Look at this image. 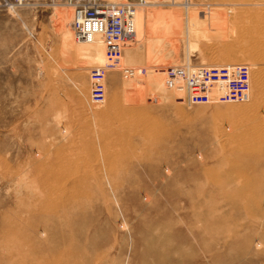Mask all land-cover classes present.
<instances>
[{"label":"rangeland","instance_id":"1","mask_svg":"<svg viewBox=\"0 0 264 264\" xmlns=\"http://www.w3.org/2000/svg\"><path fill=\"white\" fill-rule=\"evenodd\" d=\"M71 20L0 0V264L39 243L56 249L39 264H264V0L145 7L102 105L89 71L105 45L76 43ZM187 63L248 64L259 114L179 100L165 71Z\"/></svg>","mask_w":264,"mask_h":264},{"label":"built area","instance_id":"2","mask_svg":"<svg viewBox=\"0 0 264 264\" xmlns=\"http://www.w3.org/2000/svg\"><path fill=\"white\" fill-rule=\"evenodd\" d=\"M9 8L30 5L65 4L72 8L71 28L76 40L91 41L99 35L105 45L106 62L89 73L90 104L102 105L107 99V75L119 67L123 50L135 40L136 13L163 0H1ZM147 73L146 67L123 68V76ZM168 89L180 91L178 98L188 106L195 104L243 103L251 92V68L246 63L221 66H170L165 71Z\"/></svg>","mask_w":264,"mask_h":264},{"label":"bare ground","instance_id":"3","mask_svg":"<svg viewBox=\"0 0 264 264\" xmlns=\"http://www.w3.org/2000/svg\"><path fill=\"white\" fill-rule=\"evenodd\" d=\"M231 8V7H230ZM143 9H139L138 11H137V13H136V18H135V21H136V36H135V38H137V36H138V28H137V18H138V15H139V13L142 11ZM58 11V10H57ZM57 11H56V13H57ZM65 12V11H64ZM57 13L58 14V16H59V22H60V26H61V29L63 30V31H65L66 29H67V27L66 28H64V25H65V23L67 22V18H66V15H64L65 13ZM66 14H67V12H66ZM239 19V18H238ZM263 22V21H262ZM225 23V22H224ZM264 27V26H263ZM70 28V27H69ZM72 28H70L69 29V31H70V35H71V37H73L72 39L76 42V43H79L80 45H91V44H104V42H103V40H102V38L99 36V35H97V36H95V38L94 39H92L91 41H89V42H87V41H81V40H76L75 39V37H74V34H73V31L71 30ZM264 30V29H263ZM68 32L66 31V34H67ZM226 35V34H225ZM68 36V35H67ZM244 40V39H243ZM262 41V40H261ZM260 41V42H261ZM256 42V41H255ZM258 42V41H257ZM245 45V44H244ZM254 45V44H253ZM242 46V45H241ZM246 46V45H245ZM252 46V45H251ZM210 47V46H209ZM253 47V46H252ZM255 47V46H254ZM247 48H248V46H247ZM242 49V48H241ZM248 50V49H247ZM254 51V50H253ZM226 52H228V51H226ZM255 54V53H254ZM255 86H256V83H255ZM251 87H253V86H251ZM254 89V88H253ZM252 91V90H251ZM255 91V90H254ZM119 93V92H118ZM250 94H252L251 92H250ZM253 96L254 97H252L251 99H249V101H248V106L249 105H251V106H249V107H252V109H253V111L251 110V113L252 112H255L256 113V111L259 109L258 107V105H257V95L255 94H253ZM233 103V102H232ZM243 103H246V102H243ZM260 103V102H259ZM234 104V103H233ZM236 104V103H235ZM230 105H231V103H230ZM245 105V104H244ZM236 106V105H235ZM234 106V107H235ZM246 106V105H245ZM234 107H233V109H234ZM237 107V106H236ZM239 107H241L240 109H242L243 110V106H239L238 105V107L237 108H239ZM175 108V107H174ZM251 109V108H250ZM245 110H247V108H245ZM234 111H236L237 112V114H238V110H234ZM248 111V110H247ZM110 112V111H109ZM99 113H101V112H99ZM98 113V114H99ZM232 113H233V111H232ZM245 113V112H244ZM254 113V114H255ZM258 113V112H257ZM256 113V114H257ZM93 114V113H92ZM108 114V113H107ZM106 114V112L104 113L103 111H102V113H101V116H103L104 118L105 117H107L108 115ZM237 114H235V115H237ZM248 114V113H247ZM259 114V113H258ZM100 115V114H99ZM231 115V114H230ZM234 115V116H235ZM243 115V114H242ZM251 115V114H250ZM100 116V117H101ZM111 116V115H110ZM165 116V115H164ZM240 116V115H239ZM246 116V115H245ZM248 116H249V114H248ZM258 116V115H257ZM76 117V116H75ZM114 117V116H113ZM112 117V118H113ZM240 117H242V116H240ZM239 117V118H240ZM103 118V119H104ZM243 118V117H242ZM115 119V118H114ZM256 119V121H258V117H256L255 118ZM101 120V119H100ZM239 120V119H238ZM255 121V120H254ZM237 122V121H236ZM259 122V121H258ZM258 122H255L256 124L258 123ZM124 123V122H123ZM148 123V122H147ZM80 124V123H79ZM244 124V123H243ZM247 124V123H246ZM250 124H252V123H250ZM109 125V124H108ZM105 126V125H104ZM138 127V126H137ZM145 127V126H144ZM241 127V126H240ZM254 127V126H253ZM259 127H261V126H259ZM135 128V127H134ZM146 128V127H145ZM144 128V129H145ZM152 129V128H151ZM117 130V129H116ZM119 130V129H118ZM136 130V129H135ZM145 131V130H144ZM78 133V132H77ZM248 133V132H247ZM116 134V133H115ZM122 135V134H121ZM77 136V135H76ZM223 136V135H222ZM109 137H112V136H109ZM114 139V138H113ZM84 141V140H83ZM85 142V141H84ZM86 145H87V143H86ZM91 145V144H90ZM114 145V144H113ZM91 146H93V144L91 145ZM90 146V147H91ZM110 149V148H109ZM93 150V149H92ZM103 150V149H102ZM107 152V151H106ZM104 160V159H103ZM90 164V163H89ZM74 165V164H73ZM71 166V165H70ZM51 170V169H50ZM44 172H46V171H44ZM45 175V174H44ZM42 176V175H41ZM48 176V175H47ZM82 176V175H81ZM49 177H50V175H49ZM68 177V176H67ZM84 177V176H83ZM80 178V177H79ZM69 179V178H68ZM67 179V180H68ZM49 180V179H48ZM79 180V179H78ZM82 181V180H81ZM50 184V183H49ZM53 184V183H52ZM80 183H78V185H79ZM68 185V184H67ZM43 186V185H42ZM69 186V185H68ZM75 186V185H74ZM48 187H50V186H47V188ZM46 188V189H47ZM62 188H63V186H62ZM64 188H65V186H64ZM70 188H71V186H70ZM70 188H69V190H70ZM74 188V187H73ZM72 188V189H73ZM40 189V188H39ZM44 189V187L42 188V189H40V190H43ZM56 190H58V188L56 189ZM65 190H66V188H65ZM65 190H63V191H65ZM46 191V190H45ZM67 191V190H66ZM75 191H76V189H75ZM39 192H41V191H39ZM43 192V191H42ZM46 192H50V193H46V196L48 197L47 198V200H49L50 199V197L52 196H50L49 197V194H52L51 192H53V191H51V190H48L47 189V191ZM44 193V192H43ZM60 193H61V191H60ZM68 193V192H67ZM64 194V193H63ZM62 194V195H63ZM56 195V194H55ZM67 195V194H66ZM45 196V197H46ZM61 196V195H60ZM69 196V195H68ZM62 197V196H61ZM53 198V197H52ZM54 198H55V196H54ZM63 198V197H62ZM71 198H69V200H70ZM68 200V199H67ZM72 200V199H71ZM75 200H76V198H75ZM66 201V200H65ZM50 202H51V200H50ZM68 202V201H67ZM59 203V202H58ZM66 203V202H65ZM44 204V203H43ZM51 204V203H50ZM57 204V203H56ZM49 205V204H48ZM52 205H53V203H52ZM64 205V204H63ZM67 205V204H66ZM41 207V206H40ZM47 207H49V206H47ZM55 207V206H54ZM67 207V206H66ZM62 208H63V206H62ZM45 210H46V208H44ZM60 210V209H59ZM51 211V210H50ZM53 211V210H52ZM57 212H58V215H59V211L57 210ZM73 212V211H72ZM35 213H37V212H35ZM46 213V212H45ZM50 213H52V212H50ZM66 213V212H65ZM64 213V214H65ZM38 214V213H37ZM70 218V217H69ZM67 220V219H66ZM78 220V219H77ZM60 221V220H59ZM68 225V224H67ZM71 227V226H70ZM78 229V228H77ZM40 231H44L45 232V230H39V232ZM47 231V230H46ZM71 232V231H70ZM75 232V231H74ZM73 232V233H74ZM41 233V232H40ZM73 233H72V239H74L73 238ZM42 234V233H41ZM40 234V236H42ZM54 234V233H53ZM57 234H59V233H57ZM63 235V234H62ZM43 237V236H42ZM44 237H47V235L45 234V236ZM52 241V240H51ZM67 242H69L68 241V239L66 240ZM75 242V241H74ZM79 242V241H78ZM45 243V242H44ZM73 244V243H72ZM79 244V243H78ZM50 248V247H49ZM75 247H71V249L73 250ZM59 249V248H58ZM70 249V250H71ZM76 249V248H75ZM78 249V248H77ZM71 250V252L73 253V251ZM53 251L54 252H56V249L54 248V247H51V249H49V251H48V253L47 252H44V248H43V245H41V243H39V244H35L34 246H33V251L31 252L32 254H33V257L31 258V259H29V260H24V261H21V263L20 264H39L38 263V261L40 260V259H44V257H46L47 255H52L53 254ZM59 251V250H58ZM57 251V252H58ZM75 251H77V250H75ZM65 254V253H64ZM77 254V253H76ZM55 255V254H54ZM67 255H68V253H67ZM76 256V255H75ZM84 256V255H83ZM30 257V256H29ZM64 257H66V256H64ZM23 258H24V256H23ZM51 258V257H50ZM54 258V257H53ZM71 258V257H70ZM79 257H76V259H78ZM63 260V259H62ZM70 260H72V259H70ZM79 260H82V259H79ZM52 261V260H51ZM47 262V261H46ZM70 262V261H69ZM68 262V263H69ZM72 262V261H71ZM60 263H62V262H60ZM79 263V262H78ZM43 264V263H42ZM47 264V263H46ZM63 264V263H62ZM71 264V263H70ZM75 264V263H74ZM80 264V263H79Z\"/></svg>","mask_w":264,"mask_h":264}]
</instances>
